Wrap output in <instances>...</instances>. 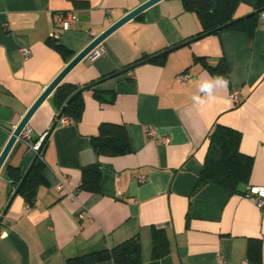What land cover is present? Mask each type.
I'll list each match as a JSON object with an SVG mask.
<instances>
[{"label": "crops", "instance_id": "crops-1", "mask_svg": "<svg viewBox=\"0 0 264 264\" xmlns=\"http://www.w3.org/2000/svg\"><path fill=\"white\" fill-rule=\"evenodd\" d=\"M147 0H0V154L12 131L67 63L114 22ZM258 0H241L234 18L256 11ZM74 10L79 20L58 42L72 50L65 59L50 42L58 15ZM202 29L182 0H161L125 23L102 43L106 52L84 58L63 82L84 86L119 72L147 55L186 42ZM30 49L25 57L20 48ZM227 72L214 75L197 58ZM189 73L185 82L177 76ZM223 77L226 90L198 105L203 81ZM84 92L76 124L58 122L42 157L44 178L33 205L18 195L0 228V264H69V259L113 248L139 237L143 264H250V239H259L264 261V206L254 195L209 184L195 191L208 149V133L219 123L242 133L240 150L254 159L250 188L264 187V21L252 37L223 29L102 81ZM239 90L240 100L231 98ZM52 96V95H51ZM30 119L32 138L57 120L51 98ZM111 98V99H110ZM124 125L130 152L97 154L90 137L101 123ZM153 132V134H151ZM169 138L168 143H161ZM37 152L19 141L0 173V216L12 184L6 165L25 172ZM99 163L101 191L81 188L83 168ZM145 175L144 181H140ZM82 214V217L80 215ZM156 231L166 254L154 258ZM93 264H114L104 260Z\"/></svg>", "mask_w": 264, "mask_h": 264}, {"label": "trees", "instance_id": "trees-1", "mask_svg": "<svg viewBox=\"0 0 264 264\" xmlns=\"http://www.w3.org/2000/svg\"><path fill=\"white\" fill-rule=\"evenodd\" d=\"M182 1L185 9L196 13L201 22V31L193 37L197 39L198 37H203V34L214 31L217 28L225 26L235 20L234 12L241 2V0ZM257 10L259 13H254L223 29L243 31L252 37L259 25L260 14L264 11V0H258L256 5V11ZM218 31H214L213 33ZM50 43L65 59L68 60L72 57V50L59 43L58 39ZM166 50L154 55H147L134 64H138L156 55L158 56L147 62L163 61L170 52L165 53ZM197 59L202 61L214 75H224L227 72V64L224 59H222L215 67L210 66L203 57H199ZM116 73L114 72L107 76H103L99 80L93 81L84 86L62 82L51 96L57 109L58 122L60 120L58 119V116L67 104L69 98L85 86H91L94 84L89 88L93 90V95L101 101H107V98L104 96V92L95 88L102 81L115 77L114 74ZM84 92L76 95L74 99L66 105V109L61 117L67 116L76 124L81 120L85 106ZM241 141L242 133L239 130L219 123L215 124V126L208 133L207 154L203 169L199 174L195 191H198L209 184H214L229 189L235 193L245 195L249 193V184L254 159L252 156L241 152ZM90 143L97 154L120 155L132 150L127 130L124 125L120 124L107 122L101 123L98 128V133L90 137ZM42 152L36 160L18 194L21 195L25 201L29 203V205L34 204L39 187L46 183L43 174L45 170V163L43 161ZM5 172L7 178L12 184V190L10 191L12 196L13 192L21 182L25 172H22L18 166L12 164L6 165ZM101 177V167L98 162L85 166L83 168L81 188L96 193L100 192ZM155 234L154 258H160L166 254V243L162 232L156 231ZM104 260H112L114 264H143L142 248L139 237L130 238L113 248L94 251L76 258H71L69 259V264H93ZM248 261L250 264H264L262 246L259 239H250L248 246Z\"/></svg>", "mask_w": 264, "mask_h": 264}, {"label": "water", "instance_id": "water-1", "mask_svg": "<svg viewBox=\"0 0 264 264\" xmlns=\"http://www.w3.org/2000/svg\"><path fill=\"white\" fill-rule=\"evenodd\" d=\"M161 0H147L146 2L142 3L140 6H138L137 8L133 9L132 11L128 12L125 16H123L122 18H120L118 21L114 22L110 27H108L104 32H102L100 35H98L97 37H95L81 52H79L76 56H74L68 63L67 65L62 69V71L54 78V80L44 89V91L42 92V94L36 99V101L32 104V106L28 109V111L26 112V114L24 115V117L22 118V120L19 122V124L16 126V128L12 131L11 136L9 138V141L7 142L6 146L4 147V149L2 150L1 154H0V173L1 170L11 152V150L13 149V147L15 146V144L17 142L20 141V136L23 132V130L28 126L30 119L32 118V116L35 114V112L38 110V108L47 100V98H49L55 91V89L63 82V80L65 79V77L68 75V73L80 62L82 61L84 58L89 57L90 53L97 48L100 44L103 43V41L110 35L112 34L114 31H116L118 28H120L121 26H123L125 23L129 22L130 20L134 19L136 16H138L139 14H141L142 12H144L147 8L151 7L152 5L156 4L157 2H159ZM254 13H259V11H254L252 13H250L249 15L242 17V18H238L233 20L232 22L226 24L225 26H222L220 28H217L214 31H218L220 29H223L239 20L245 19L246 17L254 14ZM214 31H210L207 32L205 35L211 34ZM199 38V37H198ZM197 38H193L191 40H187L186 42L179 44L177 46H174L168 50L165 51V53L176 49L180 46H183L193 40H195ZM158 56V55H156ZM150 57L138 64H134L131 65L127 68H125L124 70H121L119 72H117L116 74H114V76L120 75L124 72L129 71L130 69H133L134 67H136L137 65L143 63V62H147L149 60H151L152 58L156 57ZM94 85V84H92ZM91 85V86H92ZM90 85L85 86L83 88H81L80 90H78L75 94H73L69 100L67 101V104H69L76 95H78L81 92H84L86 90H88L90 87ZM66 104V105H67ZM66 105L64 106L63 110L61 111L60 115L58 116V119H60V117L63 115L65 109H66ZM58 124V120L54 122V124L51 126L50 130L44 135L41 144H40V148L37 151L34 159L32 160L31 164L29 165V167L27 168V170L25 171L23 178L21 180V182L19 183V185L17 186V188L15 189V191L13 192L11 198L9 199L5 209L3 210L2 215L0 216V228L3 225V220L5 215L7 214V211L9 210L10 206L12 205L13 201L15 200V198L18 196L19 191L24 183V181L26 180L28 174L30 173L32 167L34 166L36 160L38 159V157L40 156L43 148L45 147V144L47 143L50 134L52 133V131L55 129V127Z\"/></svg>", "mask_w": 264, "mask_h": 264}, {"label": "built area", "instance_id": "built-area-1", "mask_svg": "<svg viewBox=\"0 0 264 264\" xmlns=\"http://www.w3.org/2000/svg\"><path fill=\"white\" fill-rule=\"evenodd\" d=\"M78 20H79V16L74 10H69V11L59 13L58 20H57L58 29L55 32L51 33V38L57 40L60 37L61 32L65 30H69L70 28H73ZM260 20L264 21V11L261 12L260 14ZM20 51L25 57H28L30 55V49L27 47L20 48ZM105 52H106L105 47L102 44H100L97 48H95L90 53L89 57L91 59H95L103 55ZM189 77H190L189 73H181L177 76V80L179 82H185L187 81ZM231 98H233L236 102H238L240 100L239 90L233 89L231 92ZM59 122H61V124H64V125L69 124L70 118L67 116H63L60 118ZM151 134H153V132H151ZM43 137H41L37 141H34L32 138V129L27 126L23 130L20 136V141L25 142L29 146V148L37 152L40 148V144H41ZM160 142L168 143L169 138H164ZM144 179H145V175H141L139 178L140 181H144ZM246 195H251V196L254 195L256 197L257 205L260 208L264 206V187L250 188L249 193H247ZM80 217H82V214L80 215Z\"/></svg>", "mask_w": 264, "mask_h": 264}, {"label": "clouds", "instance_id": "clouds-1", "mask_svg": "<svg viewBox=\"0 0 264 264\" xmlns=\"http://www.w3.org/2000/svg\"><path fill=\"white\" fill-rule=\"evenodd\" d=\"M228 81L223 77H215L206 81H203L199 86L200 93H203V97L200 95H196L193 97V100L198 105H205L208 103L209 100L214 98V91L217 89H224L226 90L228 87Z\"/></svg>", "mask_w": 264, "mask_h": 264}]
</instances>
